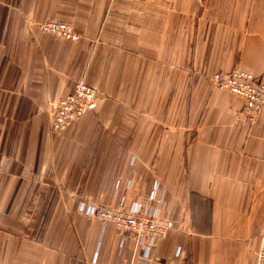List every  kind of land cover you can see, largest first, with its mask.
Segmentation results:
<instances>
[{"label": "crops", "instance_id": "obj_1", "mask_svg": "<svg viewBox=\"0 0 264 264\" xmlns=\"http://www.w3.org/2000/svg\"><path fill=\"white\" fill-rule=\"evenodd\" d=\"M234 71L264 82V0H0V264H136L125 231L77 210L155 185L173 228L146 264H254L264 113L215 88ZM76 82L95 105L52 133Z\"/></svg>", "mask_w": 264, "mask_h": 264}, {"label": "built area", "instance_id": "obj_2", "mask_svg": "<svg viewBox=\"0 0 264 264\" xmlns=\"http://www.w3.org/2000/svg\"><path fill=\"white\" fill-rule=\"evenodd\" d=\"M41 32L69 41H77L79 36L71 25L61 22H45L39 25ZM211 80L216 89L226 91L244 101V111L250 117L264 113V82L257 80L245 71L215 73ZM95 105V95L91 87L83 82L74 85L72 92L60 99L52 108L51 132L62 133L71 123L78 121ZM158 192V193H157ZM164 190L155 185L153 192L142 201L133 203L128 208L117 206H92L81 202L77 212L88 217H95L102 223H112L126 232L135 246L140 249L136 264H146L149 253L155 243L167 236L173 223L159 215V207ZM254 264H264V241L256 253Z\"/></svg>", "mask_w": 264, "mask_h": 264}, {"label": "rangeland", "instance_id": "obj_3", "mask_svg": "<svg viewBox=\"0 0 264 264\" xmlns=\"http://www.w3.org/2000/svg\"><path fill=\"white\" fill-rule=\"evenodd\" d=\"M76 83H78V82H76ZM76 83H75V84H76ZM75 84H74V85H75ZM84 84H85V83H84ZM73 88H74V86H73ZM61 99H62V98H61ZM57 102H58V101H57ZM57 102H56V103H57ZM56 103H55V104H56ZM55 104H54V105H55ZM54 105H53V106H54ZM53 106H52V108H53ZM51 113H52V109H51ZM82 117H83V116H82ZM257 251H258V250H257Z\"/></svg>", "mask_w": 264, "mask_h": 264}]
</instances>
